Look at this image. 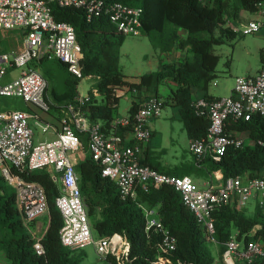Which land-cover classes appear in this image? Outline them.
Wrapping results in <instances>:
<instances>
[{"label": "built area", "instance_id": "built-area-1", "mask_svg": "<svg viewBox=\"0 0 264 264\" xmlns=\"http://www.w3.org/2000/svg\"><path fill=\"white\" fill-rule=\"evenodd\" d=\"M52 2L61 7L83 9L88 21L105 15L123 35H139L142 28V8L120 1L0 0V29L22 30L18 47L0 51V96L20 98L26 105L24 109L0 105V175L14 190L15 205L25 224H35L43 215L49 217L44 187L26 178L37 170H45L59 189L55 205L63 220L59 231L61 244L70 250H83L93 245L101 259L109 258L115 264H128L132 260L129 243L123 234L94 236L76 170L83 149L86 154L82 158L90 156L100 167L101 175L115 182L122 198L135 200L138 191H146L149 187L174 188L183 205L204 228L208 242L216 243L215 210L233 205L246 208L251 200L255 201V206L264 208L262 177L224 179L220 171H214L206 183L198 185L190 175L166 174L142 162L152 136L150 121L160 117L164 107L160 97H143L133 113L114 116L105 127L101 121L90 119L86 106L92 96L100 94L93 83L85 94L77 87L75 100L60 105L54 122L49 81L38 69L41 60L66 63L68 71L78 79L99 80V76L82 74V49L75 29L69 23L55 20L50 7ZM255 7L257 16L247 21L242 34H253L264 28V0L258 1ZM11 69H19V72L4 82V76ZM108 87L115 98L129 90L127 86ZM192 107L197 115L208 121L206 137L189 140V151L199 166L209 153L222 155L228 145L235 148L243 145L231 125L248 121L255 114L264 117V65L254 75L236 77L228 95L199 97L192 101ZM32 125L40 130L41 136L50 133L54 137L35 138ZM81 136L85 137V143ZM138 206L145 217V231H152L158 237L157 256L152 263L192 264L174 257L176 238L163 226L156 209L141 203ZM45 229L40 234L32 231L37 255L45 254L41 242ZM223 247L224 264H237V260L250 263L257 257L264 258V245L259 240L244 244L237 239V232L230 235Z\"/></svg>", "mask_w": 264, "mask_h": 264}, {"label": "trees", "instance_id": "trees-1", "mask_svg": "<svg viewBox=\"0 0 264 264\" xmlns=\"http://www.w3.org/2000/svg\"><path fill=\"white\" fill-rule=\"evenodd\" d=\"M120 1L143 10L141 34L147 35L154 48L168 52L178 47L187 49L191 58L185 57L173 63H160L157 70L139 76L138 82L125 79L119 65V49L124 36L116 31L105 15L88 21L83 9L61 7L56 2L50 3L51 12L58 22L71 24L81 45L80 64L83 75L99 76L96 87L104 96L98 103L96 97L86 103L90 119L101 121L104 126L114 117L119 98L113 97L111 86H127L129 90H143L157 96L158 89L167 81L175 87L168 98L178 108L179 118L186 130L188 139L205 138L208 121L197 115L192 107L194 89L202 92V97L212 98L208 94L209 85L216 78L219 57L212 52V46L223 42V38H232L236 31L224 27L225 4L223 0H108ZM240 7L248 12H255V4L260 0H238ZM218 30L219 35L214 32ZM179 31H185L181 37ZM1 42V41H0ZM10 49V48H9ZM0 51H6L0 48ZM264 64V50H261ZM51 63L61 73V90L50 88L52 110L61 104L73 102L77 95L80 79L67 69V64L60 60H41L39 66ZM43 74L47 80L48 69ZM150 96V95H147ZM146 96V97H147ZM158 97V96H157ZM138 102L131 101L128 113H133ZM236 133L247 132L251 145L235 148L228 145L222 155L209 153L199 166L193 163L166 170L157 163L149 161L148 156L142 161L160 172L183 176L193 170L197 176L209 175L220 171L224 179L240 176L244 179L264 178V117L253 115L250 120L231 125ZM81 138H85L81 136ZM85 141V140H84ZM79 174L80 189L87 206L92 231L98 237L113 233L123 234L130 246L128 264H154L157 256V235L146 232V221L138 203L155 208L163 226L176 238L174 257L192 264H215V257L206 245L204 228L199 225L193 214L183 205L181 196L174 188L162 186L149 187L138 191L135 200L122 198L115 182L101 175L100 167L86 155L76 165ZM27 179L39 182L45 189L49 217L45 233L41 240L45 254L37 255L33 248L34 238L29 226L21 218L15 205V192L0 175V249L9 264H81L84 250H70L60 241L59 231L63 220L55 205L59 189L48 172L37 170ZM214 240L221 245L229 239L233 229L237 239L244 244L259 240L264 245V208L256 205L252 215H246L245 208L235 205L222 206L214 211ZM260 225L259 228H255ZM254 229V230H253ZM251 231H253L251 233ZM110 264H115L107 259ZM247 264H264V258L257 257Z\"/></svg>", "mask_w": 264, "mask_h": 264}, {"label": "rangeland", "instance_id": "rangeland-1", "mask_svg": "<svg viewBox=\"0 0 264 264\" xmlns=\"http://www.w3.org/2000/svg\"><path fill=\"white\" fill-rule=\"evenodd\" d=\"M223 1L225 4L223 26L232 29L235 28L238 31L234 37H224L222 43L212 46V52L219 57V60L216 67L217 76L214 81L210 83L209 90L220 96H226L230 93L236 77L254 75L259 71L262 66L261 50H264V28L253 34H242L243 26L250 18L255 17L256 14L243 10L238 0ZM21 31L22 30L18 28L9 31L0 29V48H4L7 51L9 48L18 47L22 40ZM214 35H219L218 30H215ZM159 57L160 51L153 47L147 35H125L119 49V65L121 72L126 78L131 80L135 79L143 74L157 70L159 66L158 63L163 60V58L160 60ZM185 57L191 58L192 54L186 48L179 51L178 47L175 46V48L168 51L167 61L169 60V62L173 63ZM38 69L42 74H45L44 69H48L49 97H51L50 88L52 86L61 90L62 75L53 68L51 63L38 66ZM18 72L19 69L8 70L3 81L9 80L10 76L16 75ZM137 81H139V79ZM93 83H97L95 78H81L78 84V90L85 94L89 91ZM174 87V83L167 81L158 89L157 96L164 101V107L161 116L150 121L149 126L152 130V136L145 148L149 161L159 164L166 170L190 166L194 163V157L189 151V139L179 118L178 108L168 98ZM147 95L153 94L143 90L125 91V94L118 100L114 116L119 117L126 115L131 101L134 100L139 102ZM96 99L97 102L100 103L103 101L104 96L99 94ZM0 105L2 108H26L25 103L20 98L13 96H0ZM58 114L59 108L56 110L53 109L51 112V118L54 122L57 121L56 117ZM32 129L35 138L41 136L40 130L36 126L32 125ZM41 137L50 139L53 138L54 135L49 133ZM237 137L241 139L245 145L252 144V140L248 137L247 132H240ZM84 140L85 138H83V142ZM35 141L37 140L35 139ZM85 154L86 152L83 149L79 153L78 160ZM189 175L198 185H203L206 183L207 178L209 179L208 175L197 176L193 170L189 171ZM254 207L255 201L251 200L245 208L246 215H252ZM153 216L157 218L156 214ZM38 221L39 222L32 226H29V229L30 231L40 234L48 223V215H43ZM235 232L236 231L233 229L232 234ZM94 236L97 238L95 234ZM206 245L215 257L214 263L224 264L219 254L221 245L212 242H206ZM83 250L85 256L81 264H110L107 260L99 257L93 245H89ZM247 263L248 262L243 260H237V264ZM0 264H9L1 249Z\"/></svg>", "mask_w": 264, "mask_h": 264}, {"label": "crops", "instance_id": "crops-1", "mask_svg": "<svg viewBox=\"0 0 264 264\" xmlns=\"http://www.w3.org/2000/svg\"><path fill=\"white\" fill-rule=\"evenodd\" d=\"M257 16V15H256ZM256 16L255 17H252V18H250V19H253V18H256ZM249 19V20H250ZM179 34H180V36L181 37H185V35H186V33H185V31H179ZM157 49V48H156ZM179 49V51L181 50L180 48H178ZM159 50V49H158ZM160 51V50H159ZM160 60L163 58V60L161 61V62H159L158 63V65L160 66V63H171V62H169V60L167 61V59H168V52H161L160 51ZM159 58H158V60H159ZM264 64H262V66H263ZM159 66H158V68H159ZM261 66V67H262ZM125 79H127V80H129V81H131V82H138L137 80L139 79V77H136L135 79H128V78H126L125 77ZM208 94L209 95H211V96H213V97H218V96H220V95H217V94H214L213 92H211L210 90H209V88H208ZM199 97H202V92L200 91V90H198V89H194L193 90V94H192V99L194 100V99H196V98H199ZM146 156H147V151H146V153H145V158H146ZM208 177H209V175H208ZM207 180H208V178H207ZM0 236H1V233H0Z\"/></svg>", "mask_w": 264, "mask_h": 264}]
</instances>
